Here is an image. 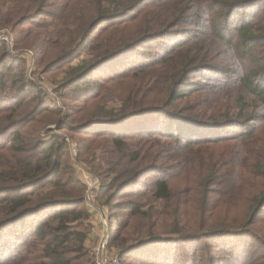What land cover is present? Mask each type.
I'll return each mask as SVG.
<instances>
[{"label": "trees", "instance_id": "16d2710c", "mask_svg": "<svg viewBox=\"0 0 264 264\" xmlns=\"http://www.w3.org/2000/svg\"><path fill=\"white\" fill-rule=\"evenodd\" d=\"M8 1L16 48L80 61L56 100L0 41V264H96L66 136L121 264H264V0Z\"/></svg>", "mask_w": 264, "mask_h": 264}, {"label": "rangeland", "instance_id": "374dc122", "mask_svg": "<svg viewBox=\"0 0 264 264\" xmlns=\"http://www.w3.org/2000/svg\"><path fill=\"white\" fill-rule=\"evenodd\" d=\"M6 5H12L14 6V0H10L6 3ZM10 27V26H9ZM9 27L1 26L0 31L2 30H7L9 31L11 38H12V44L10 46L6 47L5 45V52L9 53L10 58L17 57L19 59L24 60V66H23V73L25 75V78L29 79L33 83L37 84L42 91H45L48 94L49 98L56 99L57 100V95L55 93V90L58 87L59 81L66 76V71L69 70L70 68L76 66L80 58H76L68 63L64 62L65 65H60L57 67L64 66L62 68H55L51 69L49 72H47V69L45 67L48 59L50 57H46L45 60L42 62H38L35 60L34 52L31 49H28L27 46L25 48H21L22 46L15 47L14 44V37H17L18 33L20 32V29H15L13 32L9 29ZM14 33V34H13ZM1 41V40H0ZM27 47V48H26ZM82 58H88L87 55H83ZM53 61V60H52ZM65 61V60H63ZM68 64V65H67ZM47 69V70H46ZM9 92V90H8ZM48 98V99H49ZM60 105V104H59ZM110 106H113V104H109ZM56 123H52L47 126L49 129H54L56 127ZM44 131V130H43ZM42 131V132H43ZM45 139H49V136H46ZM65 141L67 142L68 145V156L69 159L71 160L72 167L75 171L76 176L78 179L82 180L85 184V187L87 188L85 190V198H86V206L89 208V211L93 214V217L91 219V225L89 223V241H87V245L92 248L93 245L97 243L99 238H101L104 230L106 227H104L97 219V216H99V213H102L103 219H106L107 221V215L109 213L108 208L105 206L97 205L96 203V197L98 193L100 192V187H101V178L95 174L92 173L91 168L87 161L79 159L77 157V148L78 145L74 141H72L68 136H66ZM88 142L82 141L81 145L85 146L87 145ZM89 180L92 184V186H89ZM92 204V205H91ZM97 208V209H94ZM157 213L156 216H160V213H163L166 208L160 207L156 208ZM192 213V208L187 212V216H191ZM196 214V213H195ZM192 215V216H195ZM108 225V224H107ZM164 226V223L158 220V227L162 228ZM110 234V230L108 232ZM110 255H115L117 256V250L116 248H110L109 249ZM134 263V261H132ZM135 264V263H134Z\"/></svg>", "mask_w": 264, "mask_h": 264}, {"label": "built area", "instance_id": "2783aa9c", "mask_svg": "<svg viewBox=\"0 0 264 264\" xmlns=\"http://www.w3.org/2000/svg\"><path fill=\"white\" fill-rule=\"evenodd\" d=\"M0 40L5 43L7 49L10 46V44H12L11 35L7 30L0 31ZM92 184L93 183H91L89 180L88 185L92 186ZM94 209H97V208H94ZM97 219L106 228L101 238H99L96 245L94 246L93 255H94L95 263L96 264H121L118 257L110 255L107 252L108 225H107L106 219H103L101 212L99 213V216H97Z\"/></svg>", "mask_w": 264, "mask_h": 264}]
</instances>
